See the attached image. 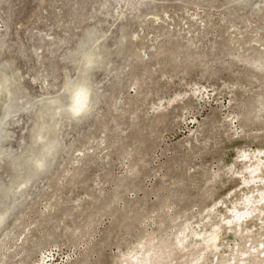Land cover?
Returning <instances> with one entry per match:
<instances>
[{"label":"rangeland","instance_id":"374dc122","mask_svg":"<svg viewBox=\"0 0 264 264\" xmlns=\"http://www.w3.org/2000/svg\"><path fill=\"white\" fill-rule=\"evenodd\" d=\"M2 128L0 264H264V0H0Z\"/></svg>","mask_w":264,"mask_h":264},{"label":"bare ground","instance_id":"6f19581e","mask_svg":"<svg viewBox=\"0 0 264 264\" xmlns=\"http://www.w3.org/2000/svg\"><path fill=\"white\" fill-rule=\"evenodd\" d=\"M88 62H87V64L89 65V66H91V65H93L94 63H95V61H94V59H93V55L92 54H90V55H88ZM83 83H86V82H83ZM87 84V83H86ZM80 85V84H79ZM88 86H89V88L91 89V86L89 85V84H87ZM74 87H76V86H74ZM92 89H91V94H92ZM92 96V95H91ZM90 99H91V97H90ZM92 100V99H91ZM58 102L59 101H57V100H53L52 101V104H58ZM92 106V105H91ZM66 108V109H65ZM64 109H65V111H66V114H68L70 117H78V118H80L81 116H84L85 114L87 115V114H89V111H91V110H89V111H87V112H84V113H75V112H72V111H70L69 110V107L68 106H66ZM58 109L59 110H61V109H63V107H61V106H58ZM91 109V108H90ZM42 112V111H41ZM41 112H40V114H41ZM42 119V118H41ZM5 123H2V125H4ZM42 126H44V125H42ZM43 128V127H42ZM41 130V129H40ZM3 131V128L2 129H0V132H2ZM43 131V130H42ZM1 135V134H0ZM44 136L41 134V135H39V137H38V139L39 138H41V139H44L43 138ZM40 141H42V140H40ZM43 142V141H42ZM50 146H48V147H44V150H43V153L38 157V158H36V160H35V172H37L38 170H40V169H42V168H44V166L46 165V157L49 155H51L52 154V150H54L55 149V147H57V144H56V140H53L50 144H49ZM2 151L0 150V155L2 154L1 153ZM253 152V151H252ZM264 154V153H263ZM243 156L246 158V159H248V160H250V161H253L254 159L258 162V163H256L255 162V165H253L252 167H250L249 168V170L250 169H252L251 170V174H249V175H255V173H257L259 170H260V162L262 161V158H260V156H261V152H259V154L258 153H256V152H254V153H247V152H245L244 154H243ZM257 166V167H256ZM263 166V165H262ZM45 168H46V166H45ZM247 170H248V168H247ZM260 172V171H259ZM259 178H261V176H256V177H254L253 178V181H256L257 179H259ZM251 179H252V177H251ZM264 179H262V181H263ZM29 182V181H28ZM27 182V183H28ZM246 182V181H245ZM249 182V181H248ZM248 182L246 183V184H248ZM251 183H252V181H251ZM254 183V182H253ZM250 184V183H249ZM248 184V185H249ZM258 184V183H257ZM25 185H26V183H25ZM259 190V189H258ZM261 192V191H260ZM246 200V203H247V205H246V207H247V210L245 211V207H243V208H245L244 209V211L242 212L241 210L240 211H235L236 210V208L233 210V220H234V222H236L235 224H236V226L237 227H240V226H243V224L247 221V219H249V218H251V217H254V216H256L257 215V213L259 212H262L263 210H264V193H260L259 195H258V197H256V199H253L252 200V198H247V199H245ZM259 213H258V217H259ZM231 214V213H230ZM232 215V214H231ZM210 216V215H209ZM232 220V219H231ZM5 222V219H4V217L3 216H1L0 217V228H1V226H2V224ZM231 222V221H230ZM233 223V222H232ZM231 224V223H230ZM227 225V224H226ZM234 225V224H233ZM234 227V226H233ZM204 231V230H203ZM218 231V230H217ZM196 238L198 239V241H197V243L196 244H198L199 242L201 243H204L203 244V248L206 250V249H208V248H213V247H216L217 246V242H218V239H219V234L215 231L214 233H212L211 235L209 234V236H207V235H203L202 233H197L196 234ZM185 237L184 238H180L179 239V242H178V244L180 245V246H182V249L183 250H187V251H189V249L190 248H192V247H190L189 245H185L184 244V242H185ZM165 243V242H164ZM167 243V242H166ZM148 245V244H147ZM168 246L169 245H166L165 244V246H163V248H161L162 250L163 249H166V248H168ZM264 246V245H263ZM150 247V246H149ZM190 247V248H189ZM199 247V246H198ZM188 248V249H187ZM195 248V247H194ZM257 249H259L260 250V247L258 246V248ZM215 250V249H214ZM252 250V249H251ZM155 251V250H154ZM194 251H195V249H194ZM255 251H257V250H255ZM254 251V252H255ZM264 251V250H263ZM262 251V252H263ZM152 252V249L150 248H148V249H145L144 250V252L142 253V255H134V256H132V257H130L128 260H127V264H160V261L162 260V258H163V252H166L165 250H163L161 253H163L162 255H160V253H159V255H157L155 252H154V254H156V255H154V254H152L151 253ZM158 252H160L159 250H158ZM183 252V251H182ZM190 252V251H189ZM245 252V251H244ZM243 252V253H244ZM254 252L253 251H249L248 252V254L249 255H253L254 254ZM193 253V251L191 252V254ZM202 253V252H201ZM245 253H247V252H245ZM264 253V252H263ZM167 254V253H166ZM164 255L165 256V259H166V256L167 255ZM188 254V253H187ZM194 254V253H193ZM190 255V254H189ZM197 256H200V255H198V254H196ZM244 255V254H243ZM156 256H158V257H156ZM256 256V255H255ZM254 256V257H255ZM259 256V255H258ZM258 256H256L255 258H257ZM168 257V256H167ZM260 257V256H259ZM49 258V256H46L45 258H44V262H48V261H51V259H48ZM170 258V257H169ZM184 258V257H183ZM198 258V257H197ZM200 258V257H199ZM201 259H202V256H201ZM201 259H196L198 262L201 260ZM259 259V258H258ZM261 260V259H260ZM172 261V260H171ZM197 261L195 262V263H197ZM204 261V260H203ZM231 261V260H230ZM235 261V260H234ZM263 261V260H262ZM190 262V261H189ZM236 262V261H235ZM172 263V262H171ZM194 263V262H193ZM48 264V263H47ZM222 264H228L227 263V261H225V262H223Z\"/></svg>","mask_w":264,"mask_h":264},{"label":"clouds","instance_id":"9594fccd","mask_svg":"<svg viewBox=\"0 0 264 264\" xmlns=\"http://www.w3.org/2000/svg\"><path fill=\"white\" fill-rule=\"evenodd\" d=\"M91 89L86 83L70 89L69 91V110L75 113H84L91 108Z\"/></svg>","mask_w":264,"mask_h":264}]
</instances>
